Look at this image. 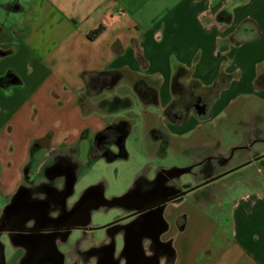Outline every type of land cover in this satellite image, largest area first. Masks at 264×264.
<instances>
[{
	"label": "crops",
	"instance_id": "0c3cea01",
	"mask_svg": "<svg viewBox=\"0 0 264 264\" xmlns=\"http://www.w3.org/2000/svg\"><path fill=\"white\" fill-rule=\"evenodd\" d=\"M85 73L102 74V82L88 90ZM249 97L264 101V0H0V163L22 164L32 148L49 159L84 150L90 160L97 137L115 129L121 137L105 148L100 158L107 159L130 133L117 114L138 103L152 139L195 136L191 168L218 159L209 151L237 148L224 146L225 131L211 142L207 127ZM194 177L190 186L210 178ZM154 188L135 193L146 199L140 206L112 211L97 225L77 217L83 235L119 227L103 242L61 241L75 223L68 209L54 242H42L58 243L59 254L41 264H264V190L175 197L182 192ZM103 199L93 191L79 205L87 211ZM16 204L9 202L4 223L16 230L2 231L20 234L27 217L18 224ZM5 247L0 242V264H7Z\"/></svg>",
	"mask_w": 264,
	"mask_h": 264
},
{
	"label": "rangeland",
	"instance_id": "374dc122",
	"mask_svg": "<svg viewBox=\"0 0 264 264\" xmlns=\"http://www.w3.org/2000/svg\"><path fill=\"white\" fill-rule=\"evenodd\" d=\"M138 107L136 103L131 110H121L117 114L129 125L130 133L123 143L109 147L107 159L90 161L84 150H80L78 155L64 152L63 156L53 152L52 159H49L48 152L32 148L27 152V160L22 164L19 161L0 163V181L3 185L0 189V228L7 227L9 230L12 227L4 224L9 217L10 201L18 203V224L22 217H27L20 228V234L9 231L0 233V242L6 246L7 264H13V259L10 258L12 255L17 258L15 264H41L42 256L58 255V243L57 246L47 248L42 246V242H54L57 230L53 229H61L56 223L63 220L62 215L68 209H74L75 223L71 225L70 234L61 232V241L67 236V241L70 239L68 242H103L109 233L119 227L112 225L109 228L90 231L91 236L83 235V231L76 229L79 227L77 217L92 219L94 225H97L111 217L112 211L140 206L146 199H135V193L138 191L155 187V191L169 194L183 192L199 185L189 184L195 180L196 174L199 178L210 177L205 180L208 181L249 161V164L190 191L187 196H199L206 191H224L232 194L264 190V157L254 161L256 157L264 155V101L253 97L241 99L231 112L214 118L210 122L211 126L207 127L211 142L217 137L212 133L225 131L222 135L225 137L224 146L237 143V148L223 152L209 151L210 156L214 155L218 159L205 161L191 168L186 165L195 162L199 157L187 148L195 140V136L176 137L169 141L172 136L158 134V137H164L166 140L164 144L160 142L161 139H152L153 137L143 132ZM125 128L122 131L126 132ZM100 151L101 147L98 146L95 152ZM8 154H12V151ZM186 169L189 172H186ZM4 181H7L6 184ZM16 184L18 190L11 193V188ZM93 191L104 195L105 199L102 201L106 204L91 207L92 209L86 211L79 203L85 195ZM96 202L101 205L99 199ZM136 218L135 216L130 223L136 221ZM39 225L52 231L28 233ZM95 227L97 226H93ZM11 242L14 247L9 251L8 245ZM63 254L72 255L71 247H66Z\"/></svg>",
	"mask_w": 264,
	"mask_h": 264
},
{
	"label": "trees",
	"instance_id": "16d2710c",
	"mask_svg": "<svg viewBox=\"0 0 264 264\" xmlns=\"http://www.w3.org/2000/svg\"><path fill=\"white\" fill-rule=\"evenodd\" d=\"M102 78H103L102 74L99 73H85L83 76L84 82L86 84V88L88 90L98 86V84L102 82ZM107 132L108 131H104L97 137L96 142L99 144L98 146L101 147V151L96 153L95 151L92 150L90 152V160H95L100 158L106 151L103 145L105 143H111L112 141H114L113 139H107L104 137Z\"/></svg>",
	"mask_w": 264,
	"mask_h": 264
},
{
	"label": "water",
	"instance_id": "95a60500",
	"mask_svg": "<svg viewBox=\"0 0 264 264\" xmlns=\"http://www.w3.org/2000/svg\"><path fill=\"white\" fill-rule=\"evenodd\" d=\"M262 157H264V155H261V156H259V157H256V158L254 159V161H257V160H259V159L262 158ZM249 163H250V161L247 162V163H245L244 165L249 164ZM244 165L238 166V167H236V168H234V169H231V170H229V171H227V172H225V173H223V174H220V175H218V176H216V177H214V178H212V179H210V180H208V181H205V182H203V183H201V184H199V185H197V186H195V187H192V188H190V189H188V190L182 192L181 194H179V195H177V196H175V197H178V196L184 195V194H186L187 192H190V191H192V190H195V189H197V188H199V187H201V186H203V185H206L207 183H209V182H211V181H213V180H215V179H218V178H220V177H222V176H224V175H226V174H228V173H230V172H232V171H234V170H236V169H238V168H240V167H242V166H244ZM172 199H173V198H167V199L160 200L159 202H157V203H155V204H153V205H151V206H149V207H147V208H145V209H143V210H138V211H136L134 214H138V213H141V212H143V211H145V210L152 209V208L155 207V206H160V205H162V204H164V203H166V202H168V201H170V200H172ZM134 214H131L130 216H132V215H134ZM91 229H92V228H91ZM1 231H2V230L0 229V232H1Z\"/></svg>",
	"mask_w": 264,
	"mask_h": 264
},
{
	"label": "flooded vegetation",
	"instance_id": "af4514ba",
	"mask_svg": "<svg viewBox=\"0 0 264 264\" xmlns=\"http://www.w3.org/2000/svg\"><path fill=\"white\" fill-rule=\"evenodd\" d=\"M105 138H107V139H113L114 141H112L111 143H105L103 146H104V148H108V145H110V144H112V143H116L117 142V140L121 137V134H120V132L117 130H115V129H113V130H110V131H108L107 133H106V135L104 136ZM184 192V191H183ZM7 224H8V222H7ZM9 224H10V222H9ZM12 227H11V229H9L10 231H14V230H16V229H14V224H10ZM2 230H8V228L7 227H4V228H2ZM33 231V230H32ZM40 231H45V232H48V231H50V229H41ZM52 231V230H51Z\"/></svg>",
	"mask_w": 264,
	"mask_h": 264
}]
</instances>
